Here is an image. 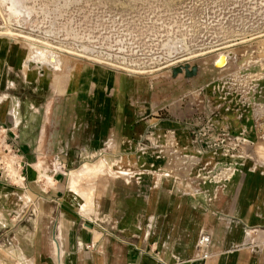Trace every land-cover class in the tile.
<instances>
[{
	"label": "rangeland",
	"instance_id": "obj_1",
	"mask_svg": "<svg viewBox=\"0 0 264 264\" xmlns=\"http://www.w3.org/2000/svg\"><path fill=\"white\" fill-rule=\"evenodd\" d=\"M5 62L10 73L52 76L70 96L79 75L88 91L98 70L148 86L144 139L105 138L71 164L74 209L92 221L114 219L97 201L110 184L165 182L172 196L197 198L226 188L238 166H264V0H0ZM41 161L36 182H51L52 160ZM36 198L9 189L0 231L34 225Z\"/></svg>",
	"mask_w": 264,
	"mask_h": 264
},
{
	"label": "crops",
	"instance_id": "obj_2",
	"mask_svg": "<svg viewBox=\"0 0 264 264\" xmlns=\"http://www.w3.org/2000/svg\"><path fill=\"white\" fill-rule=\"evenodd\" d=\"M9 69L6 62L0 65V126L19 136L29 166L24 189L0 183V205L9 189L39 192L30 206L43 214H35L26 229L0 231V264H264L262 166H238L226 188L197 198L172 196L165 182L160 189L110 184L99 189L97 201L113 207L114 219L92 221L74 209L80 200L69 192L71 164L105 138L114 137L117 147L144 139L148 86L98 70L88 91L79 75L70 96L67 85L54 86L52 76L38 79ZM44 159L52 160L51 182L38 184ZM55 159L66 163V174L54 172ZM107 190L109 203L103 199ZM203 232L211 235L209 258L195 256Z\"/></svg>",
	"mask_w": 264,
	"mask_h": 264
},
{
	"label": "built area",
	"instance_id": "obj_3",
	"mask_svg": "<svg viewBox=\"0 0 264 264\" xmlns=\"http://www.w3.org/2000/svg\"><path fill=\"white\" fill-rule=\"evenodd\" d=\"M28 166L29 162L20 147L19 136L15 133L9 135V129L1 125L0 183L24 189L27 184ZM262 167L264 168V166ZM53 168L56 174H66L68 172L66 163L61 159H55ZM210 244L211 235L206 232L201 233L197 240L195 256L198 258H209L211 256L209 251Z\"/></svg>",
	"mask_w": 264,
	"mask_h": 264
},
{
	"label": "bare ground",
	"instance_id": "obj_4",
	"mask_svg": "<svg viewBox=\"0 0 264 264\" xmlns=\"http://www.w3.org/2000/svg\"><path fill=\"white\" fill-rule=\"evenodd\" d=\"M54 56V55H53ZM53 56H52V60H50L51 62H50V64H57L58 63V61H59V59L56 57V56H54V58H53Z\"/></svg>",
	"mask_w": 264,
	"mask_h": 264
}]
</instances>
